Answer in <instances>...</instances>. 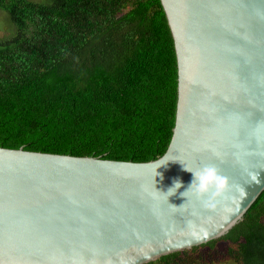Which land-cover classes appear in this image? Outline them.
Listing matches in <instances>:
<instances>
[{"label":"water","instance_id":"95a60500","mask_svg":"<svg viewBox=\"0 0 264 264\" xmlns=\"http://www.w3.org/2000/svg\"><path fill=\"white\" fill-rule=\"evenodd\" d=\"M177 98L148 161L0 146V264H144L218 238L264 190V0H160Z\"/></svg>","mask_w":264,"mask_h":264},{"label":"trees","instance_id":"16d2710c","mask_svg":"<svg viewBox=\"0 0 264 264\" xmlns=\"http://www.w3.org/2000/svg\"><path fill=\"white\" fill-rule=\"evenodd\" d=\"M0 0V146L148 161L171 138L173 38L160 0ZM226 240L233 264H264V190L224 235L144 264H210L198 247Z\"/></svg>","mask_w":264,"mask_h":264},{"label":"rangeland","instance_id":"374dc122","mask_svg":"<svg viewBox=\"0 0 264 264\" xmlns=\"http://www.w3.org/2000/svg\"><path fill=\"white\" fill-rule=\"evenodd\" d=\"M38 2L47 3L48 0H34ZM14 26L6 12L0 9V39L12 35ZM234 246L226 240L216 241L211 246L198 247L194 252L195 256L208 261L210 264H233L227 251V247Z\"/></svg>","mask_w":264,"mask_h":264}]
</instances>
